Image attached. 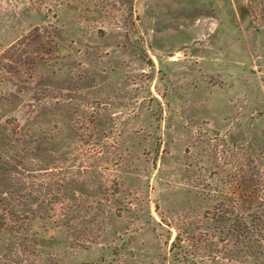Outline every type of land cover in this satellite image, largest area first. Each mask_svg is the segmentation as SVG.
Listing matches in <instances>:
<instances>
[{"label": "rangeland", "instance_id": "1", "mask_svg": "<svg viewBox=\"0 0 264 264\" xmlns=\"http://www.w3.org/2000/svg\"><path fill=\"white\" fill-rule=\"evenodd\" d=\"M2 209L0 264H254L264 0H0Z\"/></svg>", "mask_w": 264, "mask_h": 264}, {"label": "trees", "instance_id": "2", "mask_svg": "<svg viewBox=\"0 0 264 264\" xmlns=\"http://www.w3.org/2000/svg\"><path fill=\"white\" fill-rule=\"evenodd\" d=\"M41 37V34L39 32H36L32 36H30V38H27L31 42L29 43V45L28 43L27 45H25V51L23 52L25 55H30V45L36 42L35 45H38V48H36L34 52L37 57L34 58L32 56H28L27 61H24V59H22L23 53L21 52V56L19 54H16L18 59H13L12 61H10V68H8L17 77L20 78L22 76L21 73L24 71L23 68H25L27 65L29 68L28 70H32L36 67V62L40 64L45 63L49 58L51 60L53 59L51 57L53 52H56V50L50 47V45L46 48L47 44L41 41ZM20 63H23V68ZM18 66H21L22 69H18ZM8 124L12 128L13 133L17 134V125L13 122H9ZM2 211L3 214H0V231L6 229L5 220L9 218L8 216L14 217V215L16 214V212L14 213L13 211L7 209H2ZM221 222H224V219ZM232 237H234V239L232 246L228 247V253L232 255L235 253L237 254L239 251H244L247 253L251 252L249 254H251L250 256L253 257L254 264L264 263V211L261 216H255L250 221H248L247 217H241L238 220H235V222L230 226V229L228 228V241ZM179 239V236H177L175 242H173L172 244V247L177 244L176 241H179Z\"/></svg>", "mask_w": 264, "mask_h": 264}]
</instances>
